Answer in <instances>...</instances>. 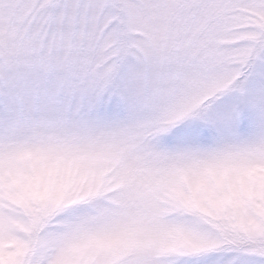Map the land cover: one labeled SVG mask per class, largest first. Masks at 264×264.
<instances>
[{
	"label": "snow or ice",
	"instance_id": "6c2138e0",
	"mask_svg": "<svg viewBox=\"0 0 264 264\" xmlns=\"http://www.w3.org/2000/svg\"><path fill=\"white\" fill-rule=\"evenodd\" d=\"M0 264H264V0H0Z\"/></svg>",
	"mask_w": 264,
	"mask_h": 264
}]
</instances>
